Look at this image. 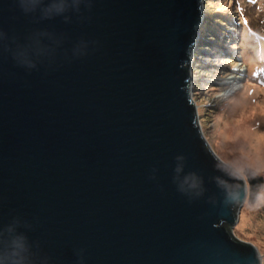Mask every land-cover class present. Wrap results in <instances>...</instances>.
I'll list each match as a JSON object with an SVG mask.
<instances>
[{
	"label": "water",
	"instance_id": "95a60500",
	"mask_svg": "<svg viewBox=\"0 0 264 264\" xmlns=\"http://www.w3.org/2000/svg\"><path fill=\"white\" fill-rule=\"evenodd\" d=\"M205 0H0V250L23 264H261L233 231L264 179L209 143L190 64Z\"/></svg>",
	"mask_w": 264,
	"mask_h": 264
},
{
	"label": "rangeland",
	"instance_id": "374dc122",
	"mask_svg": "<svg viewBox=\"0 0 264 264\" xmlns=\"http://www.w3.org/2000/svg\"><path fill=\"white\" fill-rule=\"evenodd\" d=\"M205 9L190 64L192 95L204 133L225 163L242 175L250 168L264 179V0H207ZM240 18L246 26L241 41ZM215 20L222 26L215 27ZM238 66L244 85L245 69L257 71L251 72L252 84L249 80L245 88L238 85L240 89L229 95L226 83L240 72L235 70ZM244 90L247 99L241 103ZM233 231L240 240L254 244L264 258V187L256 202H245Z\"/></svg>",
	"mask_w": 264,
	"mask_h": 264
},
{
	"label": "clouds",
	"instance_id": "9594fccd",
	"mask_svg": "<svg viewBox=\"0 0 264 264\" xmlns=\"http://www.w3.org/2000/svg\"><path fill=\"white\" fill-rule=\"evenodd\" d=\"M87 2H88V0H19L21 8L26 14L39 12L44 19H52L56 16H63L65 13H67L72 8L73 3H75L78 7L80 4H84ZM206 2H207V0H205L204 9H205ZM205 10H207V9H205ZM204 14H205V12H204ZM229 22L233 23L234 19L227 20V23H229ZM238 23L241 25V18H240V21ZM243 32H244V28H243V30L241 29L240 41H241V38L243 37ZM220 35H221L220 33H217V36L220 37ZM196 43H197V41H196ZM229 55H230L229 57L232 56L231 54H229ZM242 59H243V57H242ZM248 71L249 70L246 68V76L244 79L247 78ZM256 71L257 70L253 68L249 71V74L251 75V72H256ZM230 80H231V78L228 79V82L226 83V85H229V87H227L225 89V91H229V93H230L229 95L234 93L236 90L240 89V88L234 89L233 86L230 85V83H231V82H229ZM191 84H192V82H191ZM243 86H244V84H242V87ZM233 90H235V91H233ZM191 91H192V88H191ZM192 97H193V95H192ZM193 100L197 104L195 98H193ZM197 106H198V104H197ZM198 111H199V108H198ZM199 116H200V113H199ZM200 122H201V117H200ZM26 241H27V238L24 237L22 234H20V233L15 234L11 238L8 245L3 250H0V264H23V262L26 259V257H25V252L27 250ZM261 264H264V258L261 259Z\"/></svg>",
	"mask_w": 264,
	"mask_h": 264
},
{
	"label": "bare ground",
	"instance_id": "6f19581e",
	"mask_svg": "<svg viewBox=\"0 0 264 264\" xmlns=\"http://www.w3.org/2000/svg\"><path fill=\"white\" fill-rule=\"evenodd\" d=\"M200 43V42H199ZM197 54V53H196ZM224 54V53H223ZM235 70H239L240 72H238V73H234L233 75H232V77H231V79L232 80H230L229 82H231L230 83V85L231 86H233V88L234 89H236V87H238V85L240 86L241 84H242V72H241V68H240V66H238V68L237 69H235ZM246 70V69H245ZM243 88V87H242ZM240 95H247L246 94V92H244V93H241ZM226 96V95H225ZM262 96V95H261ZM247 98V97H246ZM239 102H241V103H243L244 102V98H240L239 99ZM244 112H246V110H244V111H242L241 113H244ZM261 138V136L259 137V139ZM246 222H248V224H251L252 222L249 220L248 221V219H247V221ZM245 222V223H246Z\"/></svg>",
	"mask_w": 264,
	"mask_h": 264
},
{
	"label": "trees",
	"instance_id": "16d2710c",
	"mask_svg": "<svg viewBox=\"0 0 264 264\" xmlns=\"http://www.w3.org/2000/svg\"><path fill=\"white\" fill-rule=\"evenodd\" d=\"M220 18H222V17H220ZM212 24L216 27V26H218V25H220V26H222V23L221 22H217V20H215L214 22H212ZM241 25H242V30H243V28H245L246 26H245V24L244 23H242V21H241ZM217 33H219V32H217ZM249 80H250V84H252L251 83V75L249 74V71H248V74H247V78H246V83H245V85H244V88H245V86L247 87V83L249 82ZM251 86H253V85H251ZM251 86H249V87H251ZM249 90H251V88H249ZM244 92H246V90H244ZM246 94H247V92H246ZM245 96V95H244ZM247 96H245L244 97V101L247 99L246 98ZM201 115V114H200ZM201 117V116H200ZM201 122H202V119H201ZM227 137H228V135H227ZM240 212H241V210H240ZM240 214V213H239Z\"/></svg>",
	"mask_w": 264,
	"mask_h": 264
}]
</instances>
